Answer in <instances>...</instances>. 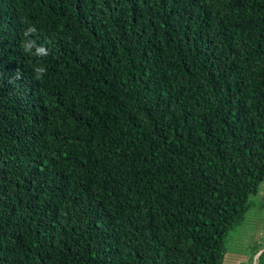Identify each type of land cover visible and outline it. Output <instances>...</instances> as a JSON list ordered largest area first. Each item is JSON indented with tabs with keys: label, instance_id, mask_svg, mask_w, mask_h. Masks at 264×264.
I'll use <instances>...</instances> for the list:
<instances>
[{
	"label": "trees",
	"instance_id": "1",
	"mask_svg": "<svg viewBox=\"0 0 264 264\" xmlns=\"http://www.w3.org/2000/svg\"><path fill=\"white\" fill-rule=\"evenodd\" d=\"M263 174L264 0H0V264H223Z\"/></svg>",
	"mask_w": 264,
	"mask_h": 264
},
{
	"label": "rangeland",
	"instance_id": "2",
	"mask_svg": "<svg viewBox=\"0 0 264 264\" xmlns=\"http://www.w3.org/2000/svg\"><path fill=\"white\" fill-rule=\"evenodd\" d=\"M247 202L244 219L228 232L223 264H264V257L258 258L264 247V174Z\"/></svg>",
	"mask_w": 264,
	"mask_h": 264
},
{
	"label": "clouds",
	"instance_id": "3",
	"mask_svg": "<svg viewBox=\"0 0 264 264\" xmlns=\"http://www.w3.org/2000/svg\"><path fill=\"white\" fill-rule=\"evenodd\" d=\"M36 32V28L34 26H29L26 31L24 32L25 41L22 43L21 47L23 51L26 53H31L35 56H47L49 53L47 49L42 45H37L35 40L27 39L31 34H34ZM33 49L35 51L33 52ZM35 71V79L39 80L42 78L43 74L46 73V69L43 67H37L34 69Z\"/></svg>",
	"mask_w": 264,
	"mask_h": 264
},
{
	"label": "water",
	"instance_id": "4",
	"mask_svg": "<svg viewBox=\"0 0 264 264\" xmlns=\"http://www.w3.org/2000/svg\"><path fill=\"white\" fill-rule=\"evenodd\" d=\"M259 253V252H258Z\"/></svg>",
	"mask_w": 264,
	"mask_h": 264
}]
</instances>
